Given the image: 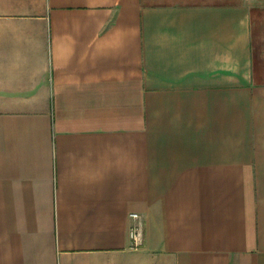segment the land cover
Wrapping results in <instances>:
<instances>
[{
    "label": "crops",
    "instance_id": "obj_1",
    "mask_svg": "<svg viewBox=\"0 0 264 264\" xmlns=\"http://www.w3.org/2000/svg\"><path fill=\"white\" fill-rule=\"evenodd\" d=\"M0 264H264V0H0Z\"/></svg>",
    "mask_w": 264,
    "mask_h": 264
},
{
    "label": "built area",
    "instance_id": "obj_2",
    "mask_svg": "<svg viewBox=\"0 0 264 264\" xmlns=\"http://www.w3.org/2000/svg\"><path fill=\"white\" fill-rule=\"evenodd\" d=\"M131 216L138 219V222L130 227V237L132 239V245L137 247L142 243V218L141 215L133 212Z\"/></svg>",
    "mask_w": 264,
    "mask_h": 264
}]
</instances>
